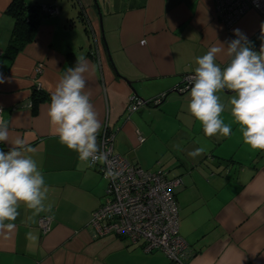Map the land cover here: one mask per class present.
I'll return each mask as SVG.
<instances>
[{
    "label": "crops",
    "instance_id": "obj_1",
    "mask_svg": "<svg viewBox=\"0 0 264 264\" xmlns=\"http://www.w3.org/2000/svg\"><path fill=\"white\" fill-rule=\"evenodd\" d=\"M10 1L0 0V74L5 78L0 115L9 123L10 139L19 136L36 149L31 155L49 188L45 203L53 207L33 223L28 220L31 210L21 205L15 229L0 233V264H178L161 251H143L140 243L92 235L88 222L104 200L106 182L97 165L81 161L53 134L47 116L50 99L33 110L32 90L39 85L51 97L80 56L90 67L85 91L91 93L101 123L99 149L106 130L114 152L152 168L144 153L153 145L147 117L157 106L128 113L131 94L143 101L167 94L160 104L177 107L179 131L191 145L188 151L206 148L184 168L174 169L183 181L173 190L179 235L191 251L183 264H264V151L243 142L228 111L233 92L218 93L232 133L207 137L187 111L190 89L177 90L184 75L194 74L195 58L219 42L226 49L237 39L235 29L259 51L264 18L249 8L227 28L217 19L213 0H24L39 8L57 7L58 12L43 14L33 40L10 60L5 53L14 23L6 13ZM228 59L221 54L217 63L223 69ZM137 131L144 137L141 143ZM3 146L9 150L10 144ZM41 216L53 217L44 234L38 226ZM30 231L39 236L35 244L26 238Z\"/></svg>",
    "mask_w": 264,
    "mask_h": 264
},
{
    "label": "clouds",
    "instance_id": "obj_2",
    "mask_svg": "<svg viewBox=\"0 0 264 264\" xmlns=\"http://www.w3.org/2000/svg\"><path fill=\"white\" fill-rule=\"evenodd\" d=\"M261 32L264 35V25ZM234 34L237 39L228 42L226 49L219 42L195 58L197 66L189 80L187 111L201 124L205 136L227 137L232 133V126L222 117L226 106L218 93L233 92L228 111L239 126L243 142L253 150L264 151V43L259 51H254L240 29H235ZM221 54L229 58L223 69L217 63ZM75 65L67 68L51 93L47 111L49 124L60 143L75 151L81 161L90 165L103 163L106 153L100 151L97 143L101 123L91 102V93L85 91L89 63L80 56L76 57ZM4 82L0 74V83ZM196 142L199 143V139ZM0 143L10 144L7 152L0 150V233H11L21 205L31 210L28 220L33 223L41 213H51L53 205L45 203L49 188L31 155L36 149L19 136L10 139L9 123L3 115H0ZM174 147L180 150V145ZM205 151L201 146L188 155L195 158ZM26 238L33 244L39 240L38 234L31 231L26 233Z\"/></svg>",
    "mask_w": 264,
    "mask_h": 264
},
{
    "label": "built area",
    "instance_id": "obj_3",
    "mask_svg": "<svg viewBox=\"0 0 264 264\" xmlns=\"http://www.w3.org/2000/svg\"><path fill=\"white\" fill-rule=\"evenodd\" d=\"M213 3L217 19L227 28L232 27L249 8L264 18V0H213ZM40 12L54 14L58 8L42 6ZM192 75L183 76L178 91L183 92L191 87L189 80ZM163 97L164 94L143 101L136 94H131L125 109L128 113L135 112L145 105L159 103ZM136 134L138 142H143L141 132L137 131ZM112 139V135L103 130L100 151L106 153V160L95 165L106 182L105 197L91 213L88 225L92 235H111L129 244L140 243L145 252L158 250L170 261L183 264L191 251L179 235L178 205L173 193L174 188L183 183L182 178L169 177L160 168L149 170L131 163L114 152ZM0 150L8 151L3 143H0ZM109 172L113 175H109ZM50 221L48 216L39 218L38 226L43 234L49 231Z\"/></svg>",
    "mask_w": 264,
    "mask_h": 264
},
{
    "label": "rangeland",
    "instance_id": "obj_4",
    "mask_svg": "<svg viewBox=\"0 0 264 264\" xmlns=\"http://www.w3.org/2000/svg\"><path fill=\"white\" fill-rule=\"evenodd\" d=\"M147 108V107H146ZM176 106L161 103L153 111L151 116L147 117L149 126L153 128L152 148L144 153L145 159L152 165L150 170L157 168L168 171V176H177L174 169L184 168L191 160H196L188 155V144L185 135L179 131L180 122L176 120ZM150 110V109H149ZM180 145L178 151L174 146Z\"/></svg>",
    "mask_w": 264,
    "mask_h": 264
},
{
    "label": "trees",
    "instance_id": "obj_5",
    "mask_svg": "<svg viewBox=\"0 0 264 264\" xmlns=\"http://www.w3.org/2000/svg\"><path fill=\"white\" fill-rule=\"evenodd\" d=\"M6 13L12 17L14 22L10 39L5 50L7 57L12 60L27 43L33 40L36 28L41 21L43 13L40 12L39 6L28 5L24 0H11L6 8ZM45 99H51V97L41 92L36 86L31 93L33 110H35L38 102ZM149 105L152 106L153 104Z\"/></svg>",
    "mask_w": 264,
    "mask_h": 264
},
{
    "label": "water",
    "instance_id": "obj_6",
    "mask_svg": "<svg viewBox=\"0 0 264 264\" xmlns=\"http://www.w3.org/2000/svg\"><path fill=\"white\" fill-rule=\"evenodd\" d=\"M101 19V18H100ZM103 41H104V38H103ZM129 84H131V82L129 81V80H126ZM190 89V88H189ZM188 90V89H187ZM224 91H227V90H224ZM173 92H177L176 90H174ZM166 96H167V94H165V96L163 97V99H165L166 98ZM160 104V102L159 103H156V104H153L154 106H158Z\"/></svg>",
    "mask_w": 264,
    "mask_h": 264
}]
</instances>
